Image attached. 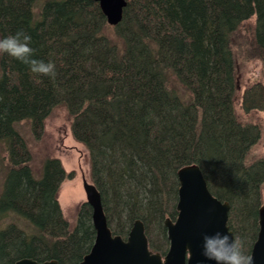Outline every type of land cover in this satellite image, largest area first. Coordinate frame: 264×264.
Returning a JSON list of instances; mask_svg holds the SVG:
<instances>
[{
    "label": "trees",
    "instance_id": "16d2710c",
    "mask_svg": "<svg viewBox=\"0 0 264 264\" xmlns=\"http://www.w3.org/2000/svg\"><path fill=\"white\" fill-rule=\"evenodd\" d=\"M127 1L112 25L96 0H0V38L24 31L34 58L56 66L53 80L0 54V264L23 257L81 264L95 241L91 205L80 204L71 226L58 199L74 172L49 158L36 178L15 127L29 119L39 137L57 105L67 107L75 138L89 150L114 233L125 237L141 219L151 249L165 253V219L178 213L177 172L197 163L212 192L230 202V228L251 254L264 157L248 156L262 128L237 114L235 48L264 66V0ZM243 107L264 110V83L246 88Z\"/></svg>",
    "mask_w": 264,
    "mask_h": 264
},
{
    "label": "water",
    "instance_id": "95a60500",
    "mask_svg": "<svg viewBox=\"0 0 264 264\" xmlns=\"http://www.w3.org/2000/svg\"><path fill=\"white\" fill-rule=\"evenodd\" d=\"M110 24L123 19L127 0H96ZM177 210L175 218L167 217L165 226L169 247L165 253L150 247L145 223L136 219L124 237L114 233L103 205L102 194L94 182L84 178L86 201L92 207L95 241L81 264H216L203 256L205 234L221 232L234 236L229 225L231 204L217 197L209 187L206 176L197 163L179 168ZM259 231L250 256L252 264H264V202L259 209ZM15 264H60L56 258L18 259Z\"/></svg>",
    "mask_w": 264,
    "mask_h": 264
},
{
    "label": "rangeland",
    "instance_id": "374dc122",
    "mask_svg": "<svg viewBox=\"0 0 264 264\" xmlns=\"http://www.w3.org/2000/svg\"><path fill=\"white\" fill-rule=\"evenodd\" d=\"M241 49L235 48L238 53V90L235 108L242 121H256L262 128L261 138L250 149L248 159L252 161L264 157V110L246 112L243 107V95L246 88L252 83L256 81L264 83V66L260 58H247L244 52L240 53ZM15 127L24 137L32 153L31 167L36 178H43L45 165L49 158H59L66 172H74L72 177H66L62 181L58 191V199L65 218L71 226L76 225L80 204L87 199L84 178L89 182H94V180L91 174L89 150L84 143L75 138L67 107L64 105L53 107L45 119L43 132L39 137L33 130L29 119L15 122ZM0 173V188H2L5 172L1 170ZM262 194L264 196V187ZM154 239L157 242L162 241L158 231L155 233Z\"/></svg>",
    "mask_w": 264,
    "mask_h": 264
},
{
    "label": "clouds",
    "instance_id": "9594fccd",
    "mask_svg": "<svg viewBox=\"0 0 264 264\" xmlns=\"http://www.w3.org/2000/svg\"><path fill=\"white\" fill-rule=\"evenodd\" d=\"M32 37L24 31L0 38V54H7L38 76L56 78V66L51 61L34 58L31 47ZM203 256L216 264H252V257L244 251V241L239 236L221 232L205 234L203 237Z\"/></svg>",
    "mask_w": 264,
    "mask_h": 264
}]
</instances>
